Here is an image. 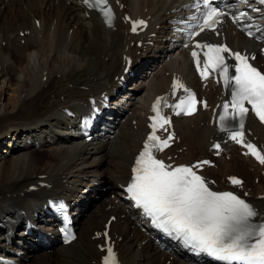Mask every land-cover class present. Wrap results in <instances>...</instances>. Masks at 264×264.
I'll list each match as a JSON object with an SVG mask.
<instances>
[{"label":"bare ground","instance_id":"obj_1","mask_svg":"<svg viewBox=\"0 0 264 264\" xmlns=\"http://www.w3.org/2000/svg\"><path fill=\"white\" fill-rule=\"evenodd\" d=\"M121 1L132 16L149 15L153 26L160 24L151 28L155 36L145 38L147 42L140 47L131 45L138 37L127 33L122 11L111 28L95 13L86 12L78 0H0V246L17 248L25 243L21 236L27 215L38 213L48 196L65 195L81 206L73 242L50 249L27 246L29 257L21 264H96L99 253L92 234L103 227V218L112 212L105 209L106 204L115 203L117 198L118 213L125 215L113 224L112 231L122 236L118 248L123 264H169L166 261L171 255L172 264H208L188 260L175 245L162 243L161 248L146 229H141L144 224L138 217L126 212L120 199V187L129 176L143 135V111L149 99L166 88L167 72L178 70L190 77L185 48H173L166 29L167 12L176 7L177 0ZM224 30L231 42L242 47L249 44L230 25ZM22 31L26 32L20 35ZM123 53L134 56L135 75L120 94H111L113 111L108 115L113 120L108 132L101 134L99 128L94 141L83 142L70 128L75 120L64 114V107L86 110L88 95L110 92L114 76L122 69ZM141 90L145 94L138 98ZM119 103L130 106L122 109ZM208 118L204 112L178 118L181 142L187 146L183 159L206 152L214 137ZM252 126L264 136L262 126L256 122ZM28 138L48 149L46 160L36 156ZM232 169L233 161L221 159L218 168L208 173L220 182ZM42 173L51 187L28 192V184L38 181ZM260 179L259 184H250L257 192H264V176ZM103 187L109 192L103 193ZM250 193L248 198L264 214V200ZM97 194L101 200L96 204ZM90 200L95 206L85 213ZM37 220L41 223L43 215Z\"/></svg>","mask_w":264,"mask_h":264},{"label":"snow or ice","instance_id":"obj_2","mask_svg":"<svg viewBox=\"0 0 264 264\" xmlns=\"http://www.w3.org/2000/svg\"><path fill=\"white\" fill-rule=\"evenodd\" d=\"M241 2L247 3V0ZM82 3L88 8L98 9L109 27L114 25L115 13L108 0H82ZM260 4L264 5V0H260ZM187 7L195 9L198 14L188 18V21H196L186 24L189 39H194L205 30L219 35L217 26L228 13L219 7L217 0H193ZM252 10L261 11L259 8ZM246 18L251 19L244 11L231 17L234 23H242ZM126 19L131 23L133 33L147 26L143 19ZM253 27L254 24H247L242 30L253 37L256 35ZM196 49L203 52V64L201 53ZM191 55L201 78L207 80L211 74H217L230 95V99L219 106L222 108L217 121L219 130L227 133L230 140L246 148V155L250 154L264 164V152L255 144L247 142L244 132L249 113L246 105H250L252 112L264 122V72L250 62L255 60V56L233 51L227 44L199 41L194 44ZM228 58L234 60V63L229 64ZM131 63L129 59L125 71L129 70ZM172 89L173 96L179 89H183L186 95L175 104H169L167 96L156 98L152 105L155 115L150 117L152 130L145 140L143 150L135 159L127 193L135 206L151 218V223L157 229L197 255H207L219 264H264V222H257L258 213L251 203L234 192L212 190L209 182L194 170L210 164V161L173 166L157 158L155 153L169 147L175 135L169 133L163 139L157 135L158 129L167 132L168 128L165 126L171 124V118L164 115V109L171 108L176 115H192L201 103L195 93L178 78L173 81ZM203 107H208L206 102ZM213 147L219 154L220 144H214ZM229 179L233 185L243 184L236 177ZM104 235L107 236V233ZM67 239L75 237L69 235ZM103 264H119L111 244L106 247Z\"/></svg>","mask_w":264,"mask_h":264},{"label":"rangeland","instance_id":"obj_3","mask_svg":"<svg viewBox=\"0 0 264 264\" xmlns=\"http://www.w3.org/2000/svg\"><path fill=\"white\" fill-rule=\"evenodd\" d=\"M152 44V43H151ZM3 45H4V43H3ZM15 56H18V53L17 54H15ZM1 69V68H0ZM135 80H137V79H135ZM133 86V85H132ZM139 89H137V91H138ZM145 94V90H141V91H139V95H138V93H137V95H138V98L140 97V96H143ZM128 106H130V104H126V103H124V104H121V107H122V109H124V107H125V109L126 108H128ZM48 155V149L46 150V149H42V148H38L37 149V153H36V156L39 158H41V160H46V158L48 157L47 156ZM261 178V177H260ZM252 180V182H254L255 183V181H253V178L251 179ZM260 182H261V179H260ZM259 182V183H260ZM259 183H257V184H259ZM257 184H255V185H257ZM86 193V192H85ZM93 195H95V194H93ZM95 200H96V204L98 203V202H100V200H101V198H95ZM95 203L93 204V202H92V200H90V202H89V205L87 206V209H86V212L85 213H88V212H90L93 208H94V206H95Z\"/></svg>","mask_w":264,"mask_h":264}]
</instances>
